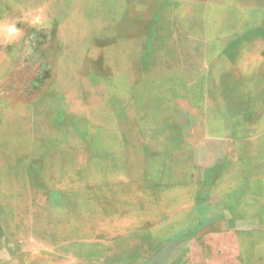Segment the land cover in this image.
I'll use <instances>...</instances> for the list:
<instances>
[{"label":"rangeland","instance_id":"rangeland-1","mask_svg":"<svg viewBox=\"0 0 264 264\" xmlns=\"http://www.w3.org/2000/svg\"><path fill=\"white\" fill-rule=\"evenodd\" d=\"M22 3L45 6L50 26L21 25L24 37L0 44V261L163 264L166 252L178 256L166 246H177L179 210L194 209L201 194L194 141L226 139L224 94L133 88L141 73L129 71V57H91L81 38L54 40L66 10ZM0 13L18 14L13 6ZM163 162L172 163L171 183L151 180Z\"/></svg>","mask_w":264,"mask_h":264},{"label":"crops","instance_id":"crops-1","mask_svg":"<svg viewBox=\"0 0 264 264\" xmlns=\"http://www.w3.org/2000/svg\"><path fill=\"white\" fill-rule=\"evenodd\" d=\"M50 4L66 10V16L52 17L58 29L53 39L81 38L91 57H129V71L141 73L133 88L141 83L225 96L226 139H195L192 174L201 194L189 205L194 209L180 208L177 246H166L178 247L179 255L166 252L163 264H264V0ZM179 163L185 175L186 166ZM160 169L151 180L171 183L172 163L163 162Z\"/></svg>","mask_w":264,"mask_h":264},{"label":"clouds","instance_id":"clouds-1","mask_svg":"<svg viewBox=\"0 0 264 264\" xmlns=\"http://www.w3.org/2000/svg\"><path fill=\"white\" fill-rule=\"evenodd\" d=\"M15 8L18 14L14 17L0 13V44L14 45L24 37L25 32L21 25H27L37 31L49 28L48 11L42 4L24 7L22 4L17 3ZM0 264H3V261H0Z\"/></svg>","mask_w":264,"mask_h":264}]
</instances>
